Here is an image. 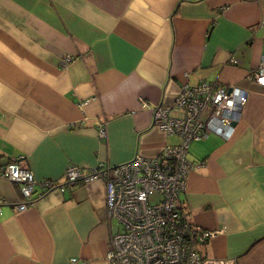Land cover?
Instances as JSON below:
<instances>
[{
  "label": "crops",
  "instance_id": "obj_1",
  "mask_svg": "<svg viewBox=\"0 0 264 264\" xmlns=\"http://www.w3.org/2000/svg\"><path fill=\"white\" fill-rule=\"evenodd\" d=\"M261 22L264 0H0V172L22 156L37 180L61 182L70 164L157 155L179 138L151 110L172 105L182 83L239 86L232 136L189 144L177 204L217 231L203 256L263 264L264 88L248 79L264 58ZM105 197L102 179L78 181L18 211L20 184L0 176V264H108L118 222Z\"/></svg>",
  "mask_w": 264,
  "mask_h": 264
},
{
  "label": "built area",
  "instance_id": "obj_2",
  "mask_svg": "<svg viewBox=\"0 0 264 264\" xmlns=\"http://www.w3.org/2000/svg\"><path fill=\"white\" fill-rule=\"evenodd\" d=\"M248 77L264 88V58ZM246 100L247 90L236 85L225 86L217 80L185 82L172 105H158L151 110L152 125L179 138L178 143L166 145L159 154H135L115 166L101 161L91 168L70 164L61 182L37 180L20 164L22 156H16L2 168L0 176L20 184L23 200L13 204L18 211L53 189L62 191L68 184L102 179L107 215L118 222L109 237L108 264H235L233 259L200 253L199 244L217 231L194 226L179 209L177 198L194 167L187 158L189 144L211 132L230 138ZM173 109L179 114L171 115ZM105 126L106 122L98 124L100 138L106 136ZM0 203L8 200L0 199Z\"/></svg>",
  "mask_w": 264,
  "mask_h": 264
},
{
  "label": "water",
  "instance_id": "obj_3",
  "mask_svg": "<svg viewBox=\"0 0 264 264\" xmlns=\"http://www.w3.org/2000/svg\"><path fill=\"white\" fill-rule=\"evenodd\" d=\"M234 125H235V123H234Z\"/></svg>",
  "mask_w": 264,
  "mask_h": 264
},
{
  "label": "rangeland",
  "instance_id": "obj_4",
  "mask_svg": "<svg viewBox=\"0 0 264 264\" xmlns=\"http://www.w3.org/2000/svg\"><path fill=\"white\" fill-rule=\"evenodd\" d=\"M116 230V229H115Z\"/></svg>",
  "mask_w": 264,
  "mask_h": 264
}]
</instances>
